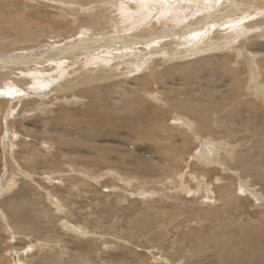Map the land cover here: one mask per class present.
Instances as JSON below:
<instances>
[{
    "label": "rangeland",
    "instance_id": "rangeland-1",
    "mask_svg": "<svg viewBox=\"0 0 264 264\" xmlns=\"http://www.w3.org/2000/svg\"><path fill=\"white\" fill-rule=\"evenodd\" d=\"M80 1L97 10L72 8L77 0H0V56L114 41L140 32L133 21L152 38L204 23L142 49L98 46L90 82L44 97L31 94L35 80L79 79L92 55L0 69V264H264V0ZM224 2L247 9L208 21ZM102 3H114L112 13ZM160 57L173 63L151 81L148 61ZM232 70L234 101L222 95ZM143 79L145 92L133 94ZM82 110L118 114L99 121L119 135L79 138L73 124L91 117ZM146 120L160 136L144 135L143 145L134 133Z\"/></svg>",
    "mask_w": 264,
    "mask_h": 264
},
{
    "label": "bare ground",
    "instance_id": "bare-ground-1",
    "mask_svg": "<svg viewBox=\"0 0 264 264\" xmlns=\"http://www.w3.org/2000/svg\"><path fill=\"white\" fill-rule=\"evenodd\" d=\"M166 1V0H165ZM186 1V0H185ZM194 1H196V0H188V1H186V2H189V3H191V2H194ZM120 2H121V0H120ZM237 2V1H236ZM236 2H234V3H232V2H230L231 3V5L230 4H226L225 2V4L221 7V8H219V6H218V8H216L214 11V13H212L211 14V16L208 18V21H212V22H216V21H219V20H223V19H225V18H227V17H229V16H231V15H234V14H236V13H238V12H241V11H243V10H246L247 9V6H246V3H244V4H240V5H238L239 3H236ZM85 2H81L80 0H77V5H73V7L72 8H77V10H79V11H83V12H87L88 14H90V16L92 15V13L94 12V11H96L97 9L95 8V6L94 5H92V4H88V5H86V4H84ZM100 4V3H99ZM98 4V5H99ZM167 5L169 4V6L167 7V8H163L164 10H168V11H171L172 10V8H173V6L174 5H172V3L171 2H167L166 3ZM92 5V6H91ZM115 4L114 3H108V4H103L102 3V7L104 8V9H107V12H111V11H109V7H113ZM118 5V4H117ZM221 5H222V2H221ZM220 5V6H221ZM249 8V7H248ZM122 9V8H121ZM151 10H152V8H150ZM123 10V9H122ZM150 10V11H151ZM149 11V12H150ZM210 12H212V11H210ZM77 13H78V11H77ZM112 13V12H111ZM110 13V14H111ZM121 13V12H120ZM75 16H77V15H75ZM234 17V16H233ZM146 18H148V15H146ZM124 19V18H123ZM107 20H108V23L107 24H111V25H108L109 27H111V26H113V27H116V23L113 21V18H109V17H107ZM120 21V20H119ZM193 21V20H192ZM133 23H134V25L133 26H135V28L137 27V28H140L139 30H140V32L138 33V30H137V32L135 33V34H133V35H128V36H121V38H117V39H113L114 41H112V40H109V39H105V37H104V39L103 40H93V41H85V40H83V42H80V40L78 41V42H80V43H77L76 42V44H74L73 42L71 43V44H68V45H66V46H64L65 48H60L59 47V49H57V50H54V51H49V52H47V53H45V55H42L41 57H39V58H36V57H27V58H24V57H22V56H17V55H14V56H11V57H9V56H5V55H2V56H0V69H2V68H12V67H21V66H30V65H44V64H47V63H45V62H47V61H49V60H53V59H67V60H73V59H75L76 57H77V52H80V51H82V52H86L87 54H90V55H92L91 57H92V59H93V61L92 62H90L89 64L88 63H84L83 64V69H85L86 71H84L83 73H82V75H81V78H79V79H75V78H66V79H64V78H62V77H59L58 78V82L56 81V83H53V86L52 85H49L48 84V82L47 83H42V81H43V79L42 78H38L37 80H35V82H34V89L36 90V91H34V92H32L31 94L32 95H34V97L35 96H46V94H49V93H55V92H65V91H68L69 90V88H72V87H75V86H80V84H82V86L83 85H85L84 84V82L86 81V80H88L87 82H90L89 81V74L88 73H90V72H88L87 70L88 69H90V68H97V69H100L99 67H97V66H99L101 63L99 62L100 60H99V57L98 56H95L94 55V52H95V50H97V48H98V46H107V45H110V44H114V46H116V47H130L131 45H136L137 47H139V49H142V47H144L145 45H148L147 43H148V41L149 40H155V39H162V40H165L167 37H169V36H173V35H176V36H179V37H184V36H187V35H189L190 33H193L194 31H196V30H198V29H200V25L202 24V23H204L203 21L202 22H193V23H190V22H188V24H186V25H180V26H178V27H176V28H173V27H166V28H164L163 30H162V33L159 35V36H157L156 38H152L151 37V34H150V32H152V31H147V29H150L149 28V25H145V23H141V22H135V21H133ZM174 23V22H173ZM102 24V23H101ZM178 24V23H177ZM154 25V24H153ZM153 25H150L151 27H152V29H154V30H159V28L158 27H154L153 28ZM211 25V24H210ZM205 26V25H204ZM125 28V27H124ZM239 28V27H238ZM12 29V28H11ZM220 29V28H219ZM240 29V28H239ZM13 31L15 30V27H14V29H12ZM144 30V31H143ZM203 30H204V28H203ZM230 31V30H229ZM233 31V30H232ZM257 31V30H256ZM259 31H260V29H259ZM254 32V31H253ZM0 34H2V33H0ZM254 34V33H253ZM103 35V34H102ZM105 35V34H104ZM112 36V35H111ZM251 36V35H250ZM264 35H262L261 37H263ZM4 37L5 38H10V35L9 34H7V33H5L4 34ZM109 37V36H108ZM107 38V37H106ZM3 39V38H2ZM8 40V39H7ZM6 40V41H7ZM4 42V41H3ZM9 42V41H8ZM178 42V41H177ZM230 42V41H229ZM1 43V42H0ZM2 44V43H1ZM247 44L248 45H250V46H252L253 44H252V41H249V42H247ZM5 45V44H4ZM220 45H222V44H220ZM111 46V45H110ZM134 47V46H133ZM241 47V46H240ZM102 48V47H101ZM120 48V49H121ZM155 48V47H154ZM236 48V47H235ZM264 48V47H263ZM262 48V49H263ZM241 49V48H240ZM152 50V49H151ZM259 50V49H258ZM156 51H158L157 49H156ZM164 51V50H163ZM169 51V50H168ZM151 52V51H150ZM155 52V51H154ZM159 52L162 54V51H160L159 50ZM166 52V51H165ZM228 52H230V51H228ZM261 52V51H260ZM143 53V52H142ZM173 53V52H172ZM239 53V52H238ZM237 53V54H238ZM244 53V52H243ZM109 55V54H108ZM241 55V54H240ZM245 55V54H244ZM243 55V56H244ZM95 56V57H94ZM147 56V55H146ZM91 57H88V58H91ZM242 57V56H241ZM252 57V56H251ZM250 57V58H251ZM87 58V59H88ZM130 58V57H129ZM161 58V57H160ZM257 58V57H256ZM255 58V59H256ZM155 59V58H154ZM162 59V61L160 60V64L159 65H157V66H154V62H156V60H153V59H151V60H149L148 61V63H149V66L147 67L148 68V72L150 73V75H151V81L152 80H154V81H156V77L158 76V79L159 80H161V78H160V76H159V71L160 70H164V68L166 67V66H168V64L170 63V62H172V60L174 59H172V58H168V59H166L165 60V58H161ZM135 60V59H134ZM195 60V59H194ZM239 60V59H238ZM180 61V60H179ZM236 61H237V59H236ZM255 61V60H254ZM39 62H41V63H39ZM66 62V61H65ZM133 62V61H132ZM138 62H140V61H138ZM184 62V61H183ZM241 62V61H240ZM245 62V61H244ZM73 63V62H72ZM102 63H104V62H102ZM173 63V62H172ZM236 63V62H235ZM137 64V63H136ZM156 64V63H155ZM180 64V63H179ZM195 64H197V63H195ZM243 64V63H242ZM251 64V63H250ZM259 64V63H258ZM139 65V64H138ZM192 65L193 64H190L187 68L188 69H192ZM224 65V64H223ZM239 65V64H238ZM57 66V65H56ZM137 66V65H136ZM222 66V65H221ZM236 66V65H235ZM259 66H261V65H259ZM103 67V66H102ZM23 68V67H22ZM71 68H72V66H71ZM82 68V67H81ZM80 68V69H81ZM186 68V67H185ZM103 70H106V68H102ZM166 69V68H165ZM236 69V68H235ZM92 70V69H91ZM81 71V70H80ZM93 71V70H92ZM96 71V70H95ZM110 71V70H109ZM131 71H132V69H131ZM169 71V70H168ZM40 72V71H39ZM65 72V71H64ZM76 72H77V70H76ZM99 72H101V70H99ZM132 72H134V71H132ZM70 73V72H69ZM161 73V72H160ZM213 74H215L216 72H212ZM226 73V77L228 76V80H229V83H231V84H233V85H231L230 86V91L228 92V93H224V94H222V95H224V96H226V95H229V96H227V97H224L223 96V98L225 99V100H229V99H233V101H234V98H235V90H239L240 89V84H238V79H239V73L240 72H237L236 70H232V71H226L225 72ZM258 73V72H257ZM74 74H75V72H74ZM77 74V73H76ZM128 74V73H127ZM126 74V75H127ZM130 74V73H129ZM170 75V76H175V75H171V74H167L166 73V71L165 72H162L161 73V75ZM194 74V73H193ZM259 74V73H258ZM54 75V74H53ZM108 75V74H107ZM125 75V74H124ZM247 75V74H246ZM78 76V75H77ZM137 76V75H136ZM190 76V75H189ZM194 76H195V74H194ZM58 77V76H57ZM56 77V78H57ZM242 77V76H241ZM248 77V76H247ZM48 78H50L49 76H48ZM52 78H54L55 80H56V78L55 77H52ZM51 78V79H52ZM166 78H167V76H166ZM45 79H46V77H45ZM210 79V78H209ZM145 79H143V81H140V82H138V83H136L137 85H138V88H137V90L136 91H134L133 90V94L134 93H136L137 95L139 94V96H141L145 91H144V89H142V87L144 86V85H146V83H145V81H144ZM169 80H170V78H169ZM164 82V81H163ZM168 82V81H167ZM171 83V82H170ZM245 83V82H244ZM19 84V83H18ZM88 84V83H87ZM144 84V85H143ZM164 84V86H166L165 84H167V83H163ZM195 85H196V83H195ZM216 85V84H215ZM18 86V85H17ZM147 86V85H146ZM218 86V85H217ZM242 86H244V85H242ZM8 87V86H7ZM45 87H48V88H46L45 89ZM51 87V88H50ZM154 87V86H153ZM167 87V86H166ZM165 87V88H166ZM18 88V87H17ZM86 88V87H85ZM89 88H90V86H89ZM216 88H214L213 90H215ZM255 89V88H254ZM11 90V89H10ZM85 90V89H84ZM172 90V89H171ZM208 90V89H207ZM86 91H88V90H86ZM130 91H132V90H130ZM129 91V92H130ZM154 91V90H153ZM255 91V90H254ZM157 92V91H156ZM224 92V91H223ZM155 93V92H154ZM5 94H6V96H8V97H12L13 96V94L15 95V94H17V90L16 89H13L12 91H8V93H4V94H1V95H4L5 96ZM254 94V96L255 97H258L259 95H261L262 94V92L259 90L258 92H254L253 93ZM65 95V94H64ZM249 95V93H247V96ZM18 96V95H17ZM209 96H210V94H209ZM262 96V95H261ZM75 97H77V96H75ZM263 97V96H262ZM23 98V95H21V96H19L18 97V99H22ZM183 98V97H182ZM212 98H214V96L212 97ZM187 99V98H186ZM241 99V98H240ZM11 100V99H10ZM58 100V99H57ZM204 100V99H203ZM200 101V100H199ZM206 102V101H205ZM254 103V102H253ZM247 104V103H246ZM248 105V104H247ZM42 106H43V104H42ZM140 107H142V106H140ZM143 108V107H142ZM88 110H89V107L87 108ZM16 110V109H15ZM84 110V109H83ZM82 110V113L84 112ZM146 111H147V109H146ZM85 114H90V116L91 117H89V119H87V120H83L82 122H81V124H80V121H78V122H76L75 124H73V126L72 127H74V125H75V127H76V125L77 124H79V128H77V129H81L80 131H82V132H78V131H75V132H77L78 133V136H79V138H83V137H86V136H90L89 137V139L90 140H96V139H100V138H102L100 135H102V136H104V134H106V132H112V133H110L109 135H111L112 137H116V136H118L119 134H117V130H118V128H114L113 126H111L109 123H107V122H100L99 120H102L101 119V117H106V118H109V121H110V118L111 117H114V116H118V119H119V115L118 114H109V112H99L98 111V113L96 112V113H89V112H84ZM149 113V112H148ZM92 114V115H91ZM94 114V115H93ZM132 114V113H131ZM144 114V113H143ZM117 119V121H119ZM85 122V123H84ZM115 122H116V119H115ZM114 122V125L116 124ZM125 122V121H124ZM119 123V122H118ZM46 124H48V123H46ZM49 125V124H48ZM159 126V125H158ZM134 128V127H133ZM135 129V128H134ZM133 129V130H134ZM167 130H169V129H167ZM100 131H102L101 133H100ZM159 131L160 130H158L157 128H151V124H150V122H147V120H146V122H145V124H144V126L142 127L141 126V130L140 129H137L136 130V132L134 133L135 135H137L138 136V134H140V136H139V140H141L142 142V144L143 145H146L145 144V138H147V137H144V135L145 136H147V135H151L152 137L153 136H160V133H159ZM120 132H122V131H120ZM171 132V131H170ZM80 133V134H79ZM130 135V134H129ZM168 135V133L166 134V136ZM132 136H134V135H130V137H132ZM169 136V135H168ZM150 137V136H149ZM148 137V138H149ZM169 137H171V136H169ZM184 137V136H183ZM138 138V137H137ZM136 139V138H135ZM169 139V138H168ZM139 140H138V142H139ZM147 140V139H146ZM136 141H137V139L135 140V141H132L133 143L135 142L136 143ZM131 142V143H132ZM62 143V142H61ZM140 143V144H141ZM166 144V143H165ZM60 146V145H59ZM66 147V146H65ZM89 147V146H88ZM215 147V146H214ZM213 147V148H214ZM102 147H100V149H101ZM162 148V147H161ZM71 149V148H70ZM104 149V148H103ZM163 150H164V146H163ZM259 150V149H258ZM155 151V150H154ZM253 151V150H252ZM75 152V151H74ZM100 152H103V151H100ZM108 152V151H107ZM103 154V153H102ZM109 154V153H108ZM107 153H106V155H108ZM100 155V154H99ZM104 155V154H103ZM263 160V159H262ZM85 161H86V159H85ZM251 162V161H250ZM261 162H263V161H261ZM92 163V162H91ZM228 164V163H227ZM262 164V163H261ZM89 165V164H88ZM229 165V164H228ZM218 166V165H217ZM262 168V167H261ZM260 168V169H261ZM263 169V168H262ZM261 169V170H262ZM253 170V169H252ZM264 171V170H263ZM262 171V172H263ZM259 174V173H258ZM260 175V174H259ZM258 176V175H257ZM256 177V176H255ZM261 177H262V175H261ZM241 183V182H240ZM3 192V191H2ZM255 196H257V195H255ZM210 197V196H209ZM212 197V196H211ZM208 201H210V199H208ZM76 231V230H75ZM235 243V242H234Z\"/></svg>",
    "mask_w": 264,
    "mask_h": 264
}]
</instances>
